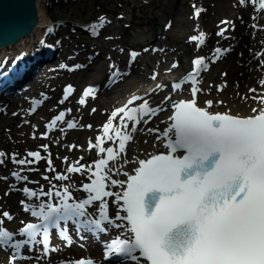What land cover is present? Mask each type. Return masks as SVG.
Returning a JSON list of instances; mask_svg holds the SVG:
<instances>
[{
  "label": "snow or ice",
  "instance_id": "snow-or-ice-1",
  "mask_svg": "<svg viewBox=\"0 0 264 264\" xmlns=\"http://www.w3.org/2000/svg\"><path fill=\"white\" fill-rule=\"evenodd\" d=\"M239 2L245 4V0ZM252 3L255 4L256 0ZM259 9L264 10V0H259ZM200 11L197 9L195 12L197 18ZM105 22L106 18L100 17L98 24L91 25L92 34L98 35V29ZM224 31L226 29L218 35H223ZM190 39L199 41V45L205 44L202 32ZM215 51L222 54L226 50ZM137 55L132 52L130 59L134 61ZM193 65L192 72L172 84L173 92L190 85L192 98L178 101H173L171 96L163 98L174 108L171 126L158 137L164 141L167 153L132 161L138 165L132 175L123 171V165L129 163L127 148L134 142L137 125L146 122V117L164 110L134 96L129 104L136 100H143V103L138 107L127 110L122 107L114 111L103 125L104 136L98 137L95 144H89L99 153H106V157L95 162V171L88 168L92 176L90 183L82 185L87 194L85 199L70 202L74 200L70 186L54 193H44L41 189L42 195L59 197V202L41 200L39 204H28L21 201L24 211L40 221L27 223L20 229L18 234L22 239L17 240L16 233L0 227V247L13 252V264L17 259L29 258L20 254L25 247L31 251L33 246L41 244L44 255L57 251L50 245L53 229L70 244L71 237L66 230L68 222L76 226L78 235L81 232L97 234L106 233L109 229H124L105 245V259L109 261L128 260L132 264H264V95L251 97L257 101L258 107H251V114L247 116L239 112L233 114L230 110L211 112L212 100H206V107H200L196 99L197 93L202 91L198 87L199 76L208 70L205 58L194 59ZM152 79L156 76L153 75ZM160 88L157 85L156 90ZM218 90L223 91V88ZM73 91L69 85L65 99ZM94 91L93 88L86 89L83 97H89ZM85 102L84 98L79 101L81 105ZM121 113L119 126L114 127V120ZM63 119L62 112L51 121L49 129ZM68 127L75 128L76 124L69 123ZM110 132H114V136L109 135ZM105 137L109 141H118L117 147L105 148ZM177 152L182 154L176 155ZM27 155L35 157L36 161L42 159L40 152ZM2 156L4 153H0ZM13 162L21 165L33 163L24 159L16 161L15 157ZM51 163L49 159V170ZM83 167L70 166L67 171L80 173ZM121 174L128 177L127 181L113 178V175ZM13 175L17 180H27L19 173ZM56 179L64 181L70 177L61 174ZM117 186L123 191L110 190ZM22 191L27 199L39 200L37 191L27 187ZM106 198H112L117 206L114 215L109 212ZM92 206H95V212L89 214L88 208ZM121 211L126 214L121 215ZM3 217L9 221L13 219L8 212H4ZM118 221H126L127 224ZM69 264L97 262L81 258Z\"/></svg>",
  "mask_w": 264,
  "mask_h": 264
},
{
  "label": "rangeland",
  "instance_id": "rangeland-1",
  "mask_svg": "<svg viewBox=\"0 0 264 264\" xmlns=\"http://www.w3.org/2000/svg\"><path fill=\"white\" fill-rule=\"evenodd\" d=\"M172 4H176L181 9H185L184 11L192 14L193 31L188 30L181 33L170 28L171 16L166 12L172 10ZM45 7H47L49 16L58 23L53 33L49 35L47 42L55 44L57 40L55 34H60L66 41L63 47L67 52L57 65L60 68L48 71L45 78L40 82V87L34 88L38 94L45 92L49 96L53 95L52 98L54 99L47 106H43L42 110L47 107L41 115L45 120L39 124L38 130L32 127L14 130V125L10 124V120L5 117L6 112L2 110L3 102H7L8 98L1 97L0 153H4V156L0 157V160H3V163H0V219L3 220L0 227L19 228L22 223L27 221L25 215H18V212L21 211L20 203L25 199L22 191L25 187L37 191L39 200L33 199L37 204L41 200L46 203H57L60 199L59 197L42 195L41 189L44 193H54L56 191L62 192L65 186H70L69 190L79 192L81 196L86 195L82 190V185L88 183L87 179L91 175L88 168L93 167L98 156L89 158V155L85 153L83 158L71 159V154L73 157L75 154L73 151L76 149L70 146L68 137L80 133L81 129L76 127L74 130H67V123H64L48 137H46L45 130L55 119L57 111L61 109L57 108L58 106L74 112L76 114L74 119L78 122V119L82 118V115H77L78 106L91 111L96 99L104 97L103 92L97 90L94 92V96L84 98L85 104L79 103L83 86L88 83H96L102 86L109 74V66L116 59L114 56L106 60L109 69L100 79L94 75L84 76L86 68L88 69L94 64V59L91 57L94 52L97 50L106 52L108 49L104 41L92 36L91 28L87 31L82 29L83 23L105 17L107 27L115 30L113 43L117 49L124 51V54H121L123 62L126 59L125 52H133L130 50L132 48L129 41L142 34L146 40L142 45H135V49L139 53L145 51L150 53L153 62L159 63V56L162 55L163 60H161L165 66L175 64L176 67L186 68L187 64L196 57L195 54L193 56V53L203 47L207 52L206 55L216 60L210 70L214 79L231 83L228 80L229 77L234 78L243 72L246 63L248 65L251 63V70L258 73L257 76H261L262 80L264 78L259 74L261 69L264 71V10L259 9V0H256L255 4L252 3V0H245L243 5L240 4L239 0H47ZM197 9L202 10L198 18L195 16ZM188 13L186 12L187 15ZM224 21L228 23H223ZM202 26L212 27L214 35H212V40H210V35L205 36V44L199 45V41H193L190 38L199 36ZM222 29H226V31L223 35H218ZM102 36L98 37L101 38ZM89 46L95 48L91 49ZM37 47L38 45L30 48L28 53ZM85 48L87 49L85 50ZM216 49L226 51L217 54ZM217 56H219L218 59ZM78 63H82L84 68L73 72L68 69ZM79 72L83 74H80V78H76L75 74ZM37 74L34 75L37 76ZM226 76L228 77L226 78ZM64 82L74 86L75 95L67 102H63L62 105L61 103L55 104L56 100L60 101L61 99ZM255 87L252 84L249 86V90L251 91ZM119 101L121 100L116 99L111 104H105L104 107L107 112ZM27 105H30V101ZM15 110L9 113V118L14 116ZM5 125L9 126L10 131H6ZM93 138L95 140V136ZM29 152H40L42 159L36 161L35 157L27 155ZM13 157L16 161L24 159L26 161L31 160L33 163L21 165L13 162ZM65 158L67 159L65 160ZM49 159L52 161L51 170H49L50 166L48 165ZM70 166H84L80 173L87 172L81 177L79 176L80 173L68 172L67 169ZM15 171L21 173L23 177L26 176L27 180H15L12 177V173ZM61 174L69 176L70 179L64 181L56 179ZM4 212H8L13 219L9 221L3 217ZM95 236L90 233L70 234V244L63 239H56L57 251L51 256L41 253L42 264H69L74 259L85 256V250L88 247L100 245L99 238ZM8 256V251L0 248V264H9ZM100 256L101 251L93 256V259H98ZM22 262L20 261V263Z\"/></svg>",
  "mask_w": 264,
  "mask_h": 264
},
{
  "label": "bare ground",
  "instance_id": "bare-ground-1",
  "mask_svg": "<svg viewBox=\"0 0 264 264\" xmlns=\"http://www.w3.org/2000/svg\"><path fill=\"white\" fill-rule=\"evenodd\" d=\"M47 0H37V7L39 11V25L38 27L31 32L26 37L19 40L14 45L9 47H5L0 50V59L1 58H10L15 57L19 54H26L30 48L38 45L42 42L44 36L46 35L47 31L51 29V17L47 13V7H45V2ZM173 8L170 11H167L166 14L171 16V29H175V31H179L181 33H185L186 31L190 30L193 31V17L192 14L188 13V11H184L185 9H181V7L177 6L176 4L171 5ZM188 13V15L186 14ZM186 14V16H185ZM104 32V33H103ZM103 32L99 35H103L101 38L97 37L105 42L106 48L108 51L102 52L101 50H97L91 56L94 59V64L86 69V73L84 76H92L96 78H101L106 71H108V63L106 62L107 59L116 56V59L112 62L111 66H109L114 71L117 67L122 66L123 73L121 74V78L115 83V85L109 86L107 89L106 87L103 88V95L100 99H96L94 102V107L90 111L87 109L78 106V116L82 115L81 119H78L76 123V127L81 129L80 133H75L70 135L68 138L70 146L74 147L76 150L73 152L75 153L71 159L78 160L83 158L84 154L87 153L89 158L91 156H99L100 158L106 157V153L101 154L99 153L97 148H90V142L95 144L97 142L98 137H103V125L108 122L111 118V114L120 109L122 107L132 108L133 106H138L143 103V100H136L132 104L128 102L134 97H142L144 100H147L153 107L159 106L163 108V111L158 112L157 115L146 117L145 121H142L139 125H137L138 131L134 134L135 139L134 142L131 143L127 148V159L129 163L123 165V171L127 172L129 175L134 174V169L138 166L135 164L134 160L136 159H147L152 155H157L158 153L164 151L166 148L164 147V141L162 139H158L161 134L171 126V109L172 107L169 106V101L165 102L163 98L165 96H171L172 98H189L191 97V93L189 91L190 85H185L184 89L181 91L170 90V80L174 79L176 75H182L186 71L184 68L180 67H173V66H165L162 62V55L159 56V63L154 61L153 57L148 52L137 53L136 59L133 61L131 60V66H126V60L123 62V57L121 54H124V51H121L116 48L115 43H113L115 39V30L111 27H103ZM204 33L205 36L210 35L211 39H213L212 35H214V29L212 27H204L200 30V33ZM199 33V34H200ZM105 34V35H104ZM145 36L140 34L137 39L132 43L134 45H142L145 42ZM62 43L66 44V41L60 39ZM89 48H95L94 46H89ZM131 50H136L135 46L131 47ZM87 48H85L86 50ZM207 52L205 49L201 48L196 50L193 53L196 56L205 55ZM142 54V55H141ZM229 54V53H228ZM129 52H125V58L130 60ZM162 59V60H161ZM96 63V64H95ZM125 64L126 67H123ZM161 64V65H159ZM246 66L243 68V72H241L238 76H234V78L229 77V81L231 83H227V81H220L214 79L210 71H205L200 74L199 76V84L198 87L202 89V91L197 93L196 99L199 105L206 107L205 101L212 100L213 106L210 110L215 112H227L231 111L233 114L239 112L243 116H247L251 114V107H258L257 101L251 99L253 96H261L264 95V84L261 81V76H257L258 73L253 72L251 70V63L249 65L246 63ZM82 65L79 66L81 68ZM129 67L130 73H127V68ZM95 71V72H94ZM111 71V72H112ZM110 72V71H109ZM48 72H44L40 74V80L38 82H34V86L38 85L47 75ZM82 72L75 74L76 78H80ZM264 77V71H260V73ZM155 75L156 79H152V76ZM138 77V78H137ZM228 76H226L227 78ZM256 86L255 92H251L249 90L250 85ZM157 85H160L161 88L157 89ZM223 88V91H219V88ZM26 89L24 93L16 99H11L7 104L6 109V118L10 120V124L14 125V130H20L23 128H34L37 129L40 127L39 124L43 123L45 118L42 115V108H39L38 112H30L28 99L29 96L34 93V89ZM94 96V93L90 95V97ZM53 95H51L48 100L46 101L45 106L49 104L51 100H54ZM41 99V98H40ZM116 99L121 100L115 103L109 112L104 107L105 104H111L113 101L115 102ZM127 100V103L124 102ZM217 101H223V104L217 103ZM77 102V101H76ZM55 104H59V101L56 100ZM125 104V105H124ZM78 105V104H77ZM122 105V106H121ZM31 106V105H30ZM14 111V116L11 118L8 117L10 112ZM95 110V111H93ZM45 113V112H44ZM74 112H69V121H75ZM123 114H119L118 117L114 120V127L119 126L120 117ZM73 119V120H72ZM82 121V122H81ZM91 125V127H88ZM58 126L57 124L54 125ZM75 127V129H76ZM132 127V124L129 123V128ZM4 128L6 131H10L9 126L5 125ZM149 129H158L159 131L150 132ZM53 131V130H51ZM109 135L114 136V132H110ZM48 136V135H47ZM95 136V140L94 137ZM115 140V138H114ZM118 141H109L105 137L104 147H113L116 148ZM92 154V155H90ZM69 157V156H68ZM87 171L80 173L79 176H84ZM84 174V175H83ZM114 179H118L121 181H127L128 177L121 174V175H113ZM112 191H123V189L117 187L111 188ZM109 202V212L111 215L115 214L116 205L113 203L112 198H106ZM122 203V202H121ZM24 215L25 212L22 210L18 212V215ZM27 214V213H26ZM123 211H121V215H125ZM28 215V214H27ZM118 223L127 224L126 221H118ZM110 238H115L121 232L125 231L124 229H111L110 230ZM102 246L99 247H90L86 249L85 252L89 251L90 249H94L96 252L101 249ZM36 253V252H35ZM35 255L36 257L30 261V258L23 259L22 263L19 264H42L41 255ZM89 253H86L85 256H89ZM32 258V257H31ZM38 258H40L38 260ZM125 264H132L131 261L125 262Z\"/></svg>",
  "mask_w": 264,
  "mask_h": 264
},
{
  "label": "water",
  "instance_id": "water-1",
  "mask_svg": "<svg viewBox=\"0 0 264 264\" xmlns=\"http://www.w3.org/2000/svg\"><path fill=\"white\" fill-rule=\"evenodd\" d=\"M38 25L37 0H0V50L14 45Z\"/></svg>",
  "mask_w": 264,
  "mask_h": 264
}]
</instances>
